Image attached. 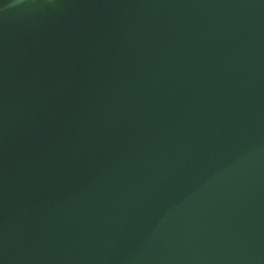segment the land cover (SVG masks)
Returning a JSON list of instances; mask_svg holds the SVG:
<instances>
[{"label": "water", "instance_id": "water-1", "mask_svg": "<svg viewBox=\"0 0 264 264\" xmlns=\"http://www.w3.org/2000/svg\"><path fill=\"white\" fill-rule=\"evenodd\" d=\"M0 264H264V0H0Z\"/></svg>", "mask_w": 264, "mask_h": 264}, {"label": "bare ground", "instance_id": "bare-ground-1", "mask_svg": "<svg viewBox=\"0 0 264 264\" xmlns=\"http://www.w3.org/2000/svg\"><path fill=\"white\" fill-rule=\"evenodd\" d=\"M33 5H37L40 2L58 3L60 0H30Z\"/></svg>", "mask_w": 264, "mask_h": 264}]
</instances>
